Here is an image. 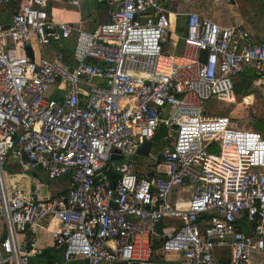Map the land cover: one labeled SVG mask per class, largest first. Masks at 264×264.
<instances>
[{
	"label": "built area",
	"instance_id": "built-area-1",
	"mask_svg": "<svg viewBox=\"0 0 264 264\" xmlns=\"http://www.w3.org/2000/svg\"><path fill=\"white\" fill-rule=\"evenodd\" d=\"M52 1L0 0V264H152L157 251L220 264L226 247L228 264L254 251L264 264V133L203 108L234 103L248 69L264 78V40L182 9L196 0H93L108 16L92 30L57 22ZM32 35L70 43L71 63L32 60ZM161 125L166 147L138 170L131 156ZM10 161L69 185L8 184Z\"/></svg>",
	"mask_w": 264,
	"mask_h": 264
},
{
	"label": "rangeland",
	"instance_id": "rangeland-1",
	"mask_svg": "<svg viewBox=\"0 0 264 264\" xmlns=\"http://www.w3.org/2000/svg\"><path fill=\"white\" fill-rule=\"evenodd\" d=\"M264 0H235L234 3L228 5L227 3L221 4H212L207 0H196L192 1L186 5H182V9L189 11L194 10L199 14H203L204 16H214L219 20H225L229 24L236 23L241 17H247V21L253 27L258 34L264 35ZM88 0H83V8H84V18H88L87 15H92L91 8H88L87 5ZM89 5V4H88ZM211 18V17H209ZM79 20V17H77ZM212 19V18H211ZM215 20V19H213ZM70 23H73L70 21ZM58 44V43H56ZM54 42L50 44H40L38 40L33 39L31 40V46L35 50L36 56H45L48 57L49 55L53 54L55 51L60 50L61 48L58 47ZM64 48L67 49V44L64 43ZM71 49V46H70ZM182 49L177 51V54H181ZM39 58V57H38ZM252 78H256V74L254 72L245 71L240 73L239 75L234 77V80H239L241 84V88H249V92L251 95H248L246 98L237 96L236 101L234 103H224L217 101L216 99H212L208 102L203 103V108L209 112H215L217 114H221L223 116L230 117L236 124L240 127L246 128H254L257 129L256 123L258 121H264V84L260 83L255 85L250 83ZM54 89H50L47 92V95H53ZM260 130V129H259ZM262 131V130H261ZM264 132V131H263ZM167 141L165 139H155L152 149L151 155L154 157H158L160 152L164 147H166ZM131 159L137 164L136 166H140L141 162L138 161H147L148 164L151 165L153 163V159L150 157H136L131 156ZM136 160V161H135ZM140 164V165H139ZM7 174L15 172V170L11 171L8 167L5 168ZM17 171V170H16ZM41 179L44 178V173H40ZM12 178L11 176H8ZM54 186V187H53ZM54 184L50 185V189L53 188V193L55 192ZM45 187V186H44ZM59 189V188H58ZM61 189V188H60ZM189 196L188 194L186 195ZM168 224L162 225L158 230L159 232H163L167 228ZM168 231V230H165ZM219 259H223L227 261L229 258L227 254L225 255L220 254ZM230 260V259H229ZM262 261V254L259 252L254 251L252 256V263L261 264Z\"/></svg>",
	"mask_w": 264,
	"mask_h": 264
},
{
	"label": "crops",
	"instance_id": "crops-1",
	"mask_svg": "<svg viewBox=\"0 0 264 264\" xmlns=\"http://www.w3.org/2000/svg\"><path fill=\"white\" fill-rule=\"evenodd\" d=\"M81 3H82L81 9L78 10L76 8H73V7L69 6L67 4V2H65V1L53 0L51 2V4H50L51 11H52L51 15L53 16V18L57 22H70V21H72L73 23H77L80 20V16L85 17L84 8H83V0H81ZM263 4H264V1H263ZM228 5H230V4H228ZM86 6H88V8H91V11L93 10L92 11V15H87L88 19L90 18L92 21L88 22L86 24L87 29L92 30L94 28V23L95 22H100L101 19H104L106 16H108V7L104 3L103 4L102 3H96L93 0H88ZM77 17H79V20L77 19ZM209 17H211L212 19H215V21H217L218 23H220L222 25H242L243 27H245L251 33L252 38L255 41L264 40V35L262 36V35L258 34L257 31H255L253 29V27L247 21V19H248L247 17L243 16V17L237 19L238 21L236 23H234V24H232V23L229 24L225 20L224 21L223 20H219L218 18H216V15L209 16ZM32 38L36 40L35 35H32ZM54 43L56 44V42H54ZM56 45L58 47H60V45H58V44H56ZM62 46H64V45H62ZM31 49H32V52L34 54V59H36V60H39L40 58H53L56 54L61 53L60 51H62L61 54L64 55V58H65L66 62L71 63V60H72V51L70 49V43L67 45V49L62 47L60 50L55 51L53 54L49 55L48 57L36 56L35 50H34V48L32 46H31ZM246 71L254 72L252 69H248ZM239 82L240 81L238 79L235 80V84H237ZM251 82H252L253 85H255V83H256V85L260 84V83L264 84V78L259 77L256 74V78H254V79L252 78ZM250 88H252V87L250 86ZM246 97L247 96H245L244 98H246ZM135 156L136 157H141V156H137V155H135ZM142 158H144V157H142ZM138 162H141V165L139 164L140 166L137 167L138 170H144V168L146 167L145 165L148 164V162L144 161V160L143 161H138ZM7 167L11 171L15 170V172L7 174L8 176L12 177V178L7 177V183L8 184H12V185H17V186L23 187L25 189H33L35 187H40L44 194L55 195L58 192L66 189V187L69 185V178L66 177V178L62 179L60 182L54 184L56 186H55V192L53 193V188L51 190L50 187H48V188L44 187L46 185V175L45 174H44V178L41 179L40 173H38V174H36V173H21L20 167L17 165L16 162L14 163L13 161H10V163H9V165ZM145 169H147V168H145ZM176 198H177V195H173L172 200L175 201ZM250 225L251 224L248 221V219L244 218L241 222H239L238 227H239V230L241 229L243 232L247 233ZM48 250H51V249L48 248ZM223 253L225 255L227 254V257L230 259L231 258V250H230V248L226 247L225 249L218 251V260L220 261V264H228L229 259L227 261H225L223 259H219L220 254H223ZM152 260H153L152 264H171L173 262L174 263L175 262L176 263H181L182 262V257L179 256V255H175V254L163 255L160 251H157L154 254V257H153ZM256 264H258V262Z\"/></svg>",
	"mask_w": 264,
	"mask_h": 264
},
{
	"label": "water",
	"instance_id": "water-1",
	"mask_svg": "<svg viewBox=\"0 0 264 264\" xmlns=\"http://www.w3.org/2000/svg\"><path fill=\"white\" fill-rule=\"evenodd\" d=\"M107 19V16L104 19H101V23H104ZM5 28H8L6 26ZM28 51V56L34 60V54L32 52L31 46L27 47ZM167 136V128L164 125H161L159 130L157 131L155 138L156 139H164ZM153 143L152 142H145L144 144L140 145L137 150H136V155L141 156V157H148L150 154V151L152 149ZM124 157L123 156H118V155H112L111 160L112 161H117V160H122Z\"/></svg>",
	"mask_w": 264,
	"mask_h": 264
},
{
	"label": "trees",
	"instance_id": "trees-1",
	"mask_svg": "<svg viewBox=\"0 0 264 264\" xmlns=\"http://www.w3.org/2000/svg\"><path fill=\"white\" fill-rule=\"evenodd\" d=\"M180 29L182 30V28H180ZM251 84H252V82L250 83L249 86H251ZM249 90L250 89L247 88V87L246 88H241L240 82L235 84V93H236L237 96L245 97V96L251 95ZM256 127H257L258 130L260 129V131L262 130V132H263L264 131V121H262V122L258 121L256 123ZM118 177L119 176L116 175V174H112L111 175V178L113 179V181H116L118 179ZM45 255H46V258H48V259H54L55 258L54 255L52 254L51 250H48Z\"/></svg>",
	"mask_w": 264,
	"mask_h": 264
},
{
	"label": "bare ground",
	"instance_id": "bare-ground-1",
	"mask_svg": "<svg viewBox=\"0 0 264 264\" xmlns=\"http://www.w3.org/2000/svg\"><path fill=\"white\" fill-rule=\"evenodd\" d=\"M102 64L105 65V66H111V64L106 63V62H104V63H102Z\"/></svg>",
	"mask_w": 264,
	"mask_h": 264
}]
</instances>
